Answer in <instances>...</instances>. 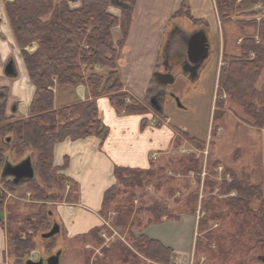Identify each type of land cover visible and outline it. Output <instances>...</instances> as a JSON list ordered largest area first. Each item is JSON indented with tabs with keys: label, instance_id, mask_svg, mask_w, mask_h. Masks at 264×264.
Masks as SVG:
<instances>
[{
	"label": "trees",
	"instance_id": "trees-1",
	"mask_svg": "<svg viewBox=\"0 0 264 264\" xmlns=\"http://www.w3.org/2000/svg\"><path fill=\"white\" fill-rule=\"evenodd\" d=\"M75 1L80 2L77 8L70 5V2ZM112 1H6V14L36 91L30 104V115L27 118L8 115L5 110L6 89L3 88L0 91V160L6 156L4 155L6 147L17 155L30 156L35 175L42 182L50 184L48 188L51 191L48 193L34 179L24 181L32 183L34 194L38 198H51L55 201L63 199L72 201L76 198L79 191L78 185L62 172L66 165H54L53 148L57 142L66 138L77 139L93 134L103 139L107 135L108 128L98 117L96 97L109 94L118 110L126 113H145L142 104L128 93L117 95L119 91H123L116 68L132 18L135 0H116L121 7L120 17H115L108 12V6ZM215 2L218 14L225 23L230 21L231 14L234 12L241 14L254 6L264 9V0H215ZM187 8L182 2L174 17L187 16L192 23L201 25L203 21L189 15ZM239 22L251 25L254 31L252 34H242L238 54L224 55L218 73V91L224 93L229 102H235L243 108L249 118L250 126L262 129L264 128V79L261 80L260 77L264 71V15H261L259 21ZM116 25L121 28L122 38L114 44L111 40V29ZM32 42H36L38 48L32 53L27 52L25 47ZM95 67L109 69L106 77L95 72ZM88 71L89 74L86 73ZM260 82V87H256ZM55 83L67 86L86 84L93 99L53 108L52 87ZM153 84L157 83L152 79L151 85ZM125 97L130 103L126 102ZM222 102L218 106L220 109L225 103ZM215 112L212 115L213 121L221 116V114L217 116ZM183 134L188 136L186 133ZM183 160L188 161L185 158ZM163 169L164 166L156 168L153 161L147 169L115 167L116 183L105 191L101 211L107 217L106 211L113 203L115 217L111 224L121 232H123L122 229L127 230L126 240L136 250L157 261L168 260L171 249L156 239L143 234L136 237L129 232L130 226L141 225L142 218L139 215L131 218L133 206L126 205L122 199L125 198L123 192L143 186L147 183L144 182L146 178L158 175ZM228 170L224 169V172L227 174L231 172L229 174L231 180L228 184L225 182V190L227 193L234 191L235 195L230 196L225 202L233 210L242 208L245 212H249L251 218L256 219L260 226L256 237L262 238L264 236V192L262 189L264 177L263 185L252 184L239 178L234 171ZM67 183L69 187L64 195ZM54 185H57V188H54ZM197 200L196 192L190 195L183 205V212L194 213ZM253 200L259 201V207L251 211L247 209V206ZM209 201L204 206L208 211L210 210ZM138 210L143 212L141 208ZM162 216L168 219L179 218V215H174L171 209L160 204L153 205L149 219L159 223ZM38 219L41 221L39 227L43 232L51 229L52 225L48 224L44 214ZM129 219L132 220L126 227ZM0 223H3L1 214ZM102 229L103 227L94 229L81 238L100 245L101 242L103 243L99 236ZM56 235L44 238L48 251L55 247ZM222 248V255H224L227 250L223 246ZM7 249V253L13 259L12 264H24L36 246L31 236L20 237L9 233ZM58 250L61 251V249ZM104 250L117 253L116 257L125 264H137L133 251L122 241L117 240ZM203 253L199 250L196 241L195 254L204 255L206 264H216V261L212 259H218L211 254L210 250ZM86 256L84 264H88V256ZM169 262L170 259L167 263Z\"/></svg>",
	"mask_w": 264,
	"mask_h": 264
},
{
	"label": "rangeland",
	"instance_id": "rangeland-1",
	"mask_svg": "<svg viewBox=\"0 0 264 264\" xmlns=\"http://www.w3.org/2000/svg\"><path fill=\"white\" fill-rule=\"evenodd\" d=\"M262 14L264 15V9L254 6L241 14L232 13L228 23H225L219 14L218 17L214 16L213 29H217L213 30L214 35L211 38L206 33L210 44L209 56L200 67L199 77L190 83L183 76L180 66H176L171 71L175 81L168 86L172 90L170 96L175 95L180 98L179 101L184 107L173 104V101L166 97V100L164 99L166 104L163 103L165 104L163 109L165 116H163L162 112L157 113L150 106L148 93L145 104L142 105L145 109L144 114L154 116L160 123L164 117L166 123L176 125L174 130L178 140L174 144V151L168 156V161V158L155 161L156 168L164 166L163 171L156 176L146 178L144 182L147 183L143 186L123 192L125 198L122 200L126 202V205L133 206L131 218L137 215L142 218L141 225L129 227V232L132 235L138 237L143 234L144 228L151 224L157 225L158 222L149 219L150 209L153 205L160 204L171 209L174 215L178 214L179 217L182 214H189L183 212V205L187 198L196 192L198 200L195 201V210L192 213L195 221L192 248L195 249L197 241L198 248L204 252L203 254L210 250L211 254L218 259H212L214 262L216 261V264H264V236L256 237L260 231L258 222L251 218L249 212H245L242 208L233 210L225 202L230 196L235 195L234 191L227 193L225 190V182L228 184L231 180L229 170L234 171L239 178L252 184L263 185L264 128L257 129L248 124L249 118L243 108L235 102H229L227 96L218 91L216 77V73L223 63L224 55L238 54L242 34H252L254 31L251 25H244L239 21H259ZM184 24L188 28L187 30L204 28L191 21ZM204 30L206 32L205 28ZM170 39L174 40L173 46H175V42L178 43L176 33L174 38ZM26 51L28 52V50ZM98 69L101 71L98 72L101 75H105L109 71L107 68L98 67ZM158 69L164 71L161 66V56ZM262 72L261 80L264 79V71ZM260 85L261 82L257 83L256 87L259 88ZM151 87L150 91L156 88L157 84H153ZM124 93L119 91L117 95H124ZM125 99L127 103H130L127 97ZM222 101L225 102L224 108L220 109L218 106L223 103ZM214 111L217 116L221 114L215 121L212 118ZM192 139H196L198 142ZM5 154L6 156L0 160V214L3 221L1 224L6 232L7 245L9 233L20 237L31 236L36 249L29 254V257L33 253L39 252V257L45 260L49 255L55 254L60 251L58 249H61L60 264H84L86 255L88 264H125L119 257H116L117 253L110 250L105 251V247L101 248L102 242L100 245L92 243L82 245V241H65L62 231L55 237V247L48 251L46 249L47 242L42 234L50 229L43 232L39 227L41 221L38 218L44 214L48 224L53 226L57 223L55 219L57 216L56 206L66 200L55 201L51 198H38L34 194L32 183H13L12 178L4 173L5 165L7 163L16 164L30 156L17 155L7 147ZM224 169H229L230 173L227 174ZM33 179L50 193L51 190L48 188L50 184L42 182L35 175V171ZM56 186L53 187L57 188ZM68 187L67 183L64 195L67 193ZM262 189L264 192V185ZM208 200H210L208 202L209 211L204 207ZM113 205L111 203L106 211L107 217H103L106 220L110 219L112 224L115 217ZM258 207L259 201L253 200L248 204L247 209L252 211ZM139 208L143 212H139ZM145 210L147 213L144 212ZM166 219L162 216L160 222ZM131 220H128L126 227L129 226ZM116 230L125 237L128 235L127 230L122 229L123 232L118 228ZM112 242L110 239L108 246ZM126 245L133 251L137 264H168L167 262L173 254L169 253L167 262L157 261L136 250L130 242L127 241ZM222 246L227 250L224 255H222ZM7 252L8 249L6 250L5 264H12L13 259ZM201 257L205 256L196 254L198 262ZM203 262L206 264L205 258ZM200 264L202 263L200 262Z\"/></svg>",
	"mask_w": 264,
	"mask_h": 264
},
{
	"label": "crops",
	"instance_id": "crops-1",
	"mask_svg": "<svg viewBox=\"0 0 264 264\" xmlns=\"http://www.w3.org/2000/svg\"><path fill=\"white\" fill-rule=\"evenodd\" d=\"M6 1L8 0H0V91L6 89L7 114L27 117L36 89L29 77L21 48L16 44L5 10ZM182 2L188 7L189 15L203 21L201 26L211 38L214 35L213 30L217 29H213L214 16L218 17L215 0L134 2L132 18L116 69L122 83V91L142 105L145 104L152 79L155 80L153 75L159 71V59L165 44L172 36L174 26H178L186 36L192 32L187 30L184 24L190 21L187 16L174 17ZM70 5L77 8L80 2H70ZM108 12L120 17V3L113 0L108 6ZM121 38L120 26L112 27L113 43L116 44ZM37 48L36 42L26 46V50L31 53ZM9 61H12L15 67L13 77L4 73L5 65ZM95 72L101 71L95 67ZM86 73L89 74V71ZM107 73L102 76L105 77ZM218 73L219 70L216 73L217 79ZM52 91L53 108L56 109L93 99L86 84L67 86L55 83ZM95 101L98 117L108 128L107 135L103 139L93 134L77 139L66 138L57 142L53 148L54 165H66L62 172L77 183L79 190L75 199L63 201L56 206L55 219L65 241H82V245L90 243L88 240H82V236L94 229L104 228L106 222L111 224L110 219L103 218L101 211L105 191L116 183L115 167L147 169L151 161L155 163L156 160L167 159L178 140L174 130L177 126L166 123L164 117L160 123L150 114L118 110L109 94L99 95ZM162 115L165 116L164 113ZM156 224L144 228L143 234L160 241L169 247L173 254H185L186 250L189 251L193 247V214H182L178 219L167 218ZM6 250V232L0 223V264L6 262Z\"/></svg>",
	"mask_w": 264,
	"mask_h": 264
},
{
	"label": "water",
	"instance_id": "water-1",
	"mask_svg": "<svg viewBox=\"0 0 264 264\" xmlns=\"http://www.w3.org/2000/svg\"><path fill=\"white\" fill-rule=\"evenodd\" d=\"M209 46L210 44L204 28L196 29L186 36V54L188 56V61L183 67V71L188 72L191 79L198 76V70L208 58ZM4 73L9 77L15 76V67L12 61H9L5 65ZM153 76L159 83L164 84H172L175 80L174 75L160 71L155 72ZM176 102L179 107L182 106L179 102V98L177 97ZM149 104L155 111L162 112L163 109L156 94L149 98ZM4 173L11 177L13 183L15 184L33 179L34 168L30 157H27L16 164L7 163L4 167ZM59 231L60 226L55 223L48 232L42 234V237H52L55 234H58ZM60 254V251H57L55 254H51L44 262V259L39 257V252H36L33 253L32 256L28 257L24 264H60Z\"/></svg>",
	"mask_w": 264,
	"mask_h": 264
},
{
	"label": "flooded vegetation",
	"instance_id": "flooded-vegetation-1",
	"mask_svg": "<svg viewBox=\"0 0 264 264\" xmlns=\"http://www.w3.org/2000/svg\"><path fill=\"white\" fill-rule=\"evenodd\" d=\"M175 33H176L178 43L175 42V46H173L174 40L169 39L167 41V44H165L163 51H162V54H161V66L163 67L164 71H160V72L171 74V71H173L176 66H180L181 72H182L183 76H185V79H187L190 83H192V81H194L196 78L199 77V70L200 69L198 70V76L194 79H191L188 72L183 71V67L186 65V63L188 61V56L186 54V34L183 33L178 28V26H174V28L172 29V35L173 36H171V37L174 38ZM176 43H177V45H176ZM155 81L157 82L158 86H157V88H153L149 92V96H153L156 94L158 101L162 106V109H164V107H165L166 102L164 101V99L166 100V97H168L170 100H172L173 104H177V102H176L177 96H175V95L170 96L172 93V90H170L168 87V86L172 85L174 82L172 84H164V83H159L156 79H155ZM164 102H165V104H163ZM181 107H184V105H182ZM162 112H163V110H162ZM45 260H44V262H45Z\"/></svg>",
	"mask_w": 264,
	"mask_h": 264
},
{
	"label": "built area",
	"instance_id": "built-area-1",
	"mask_svg": "<svg viewBox=\"0 0 264 264\" xmlns=\"http://www.w3.org/2000/svg\"><path fill=\"white\" fill-rule=\"evenodd\" d=\"M99 236L103 240L101 248L108 247L110 239H112V243L120 239L121 241L127 244L126 237L124 235L119 234L116 228L109 222H106L104 224V228L99 232ZM114 236L117 237L114 238ZM199 260L202 264L204 263L203 257H201ZM200 262L197 261L194 248H191L185 254H172L170 262L168 264H200Z\"/></svg>",
	"mask_w": 264,
	"mask_h": 264
}]
</instances>
